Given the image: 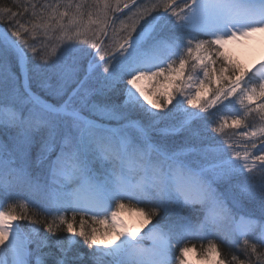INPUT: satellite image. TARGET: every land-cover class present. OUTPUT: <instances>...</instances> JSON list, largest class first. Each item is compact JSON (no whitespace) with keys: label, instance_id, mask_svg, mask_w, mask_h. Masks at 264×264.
I'll list each match as a JSON object with an SVG mask.
<instances>
[{"label":"snow or ice","instance_id":"obj_1","mask_svg":"<svg viewBox=\"0 0 264 264\" xmlns=\"http://www.w3.org/2000/svg\"><path fill=\"white\" fill-rule=\"evenodd\" d=\"M0 264H264V0L0 7Z\"/></svg>","mask_w":264,"mask_h":264},{"label":"bare ground","instance_id":"obj_2","mask_svg":"<svg viewBox=\"0 0 264 264\" xmlns=\"http://www.w3.org/2000/svg\"><path fill=\"white\" fill-rule=\"evenodd\" d=\"M262 45H260L259 43L256 44L255 46V51L254 53L244 56V59L246 61H251L252 59H256V58H260V51H261Z\"/></svg>","mask_w":264,"mask_h":264},{"label":"trees","instance_id":"obj_3","mask_svg":"<svg viewBox=\"0 0 264 264\" xmlns=\"http://www.w3.org/2000/svg\"><path fill=\"white\" fill-rule=\"evenodd\" d=\"M4 6L11 7L12 6V0H0V7H4ZM194 243H196L197 246H199L201 243H205L206 244V241H203V242H201V241H194ZM222 248H223V251L225 253L228 252V248L227 247L222 246ZM233 251H235V250L233 249Z\"/></svg>","mask_w":264,"mask_h":264}]
</instances>
